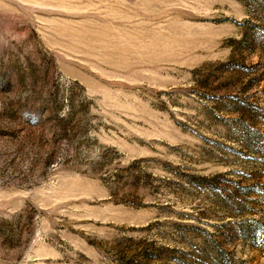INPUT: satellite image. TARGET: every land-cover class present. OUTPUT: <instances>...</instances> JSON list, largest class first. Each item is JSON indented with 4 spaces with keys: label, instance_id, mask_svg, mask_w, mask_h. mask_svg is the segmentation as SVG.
<instances>
[{
    "label": "rangeland",
    "instance_id": "1",
    "mask_svg": "<svg viewBox=\"0 0 264 264\" xmlns=\"http://www.w3.org/2000/svg\"><path fill=\"white\" fill-rule=\"evenodd\" d=\"M0 264H264V0H0Z\"/></svg>",
    "mask_w": 264,
    "mask_h": 264
}]
</instances>
